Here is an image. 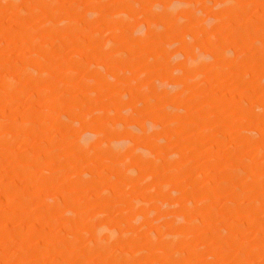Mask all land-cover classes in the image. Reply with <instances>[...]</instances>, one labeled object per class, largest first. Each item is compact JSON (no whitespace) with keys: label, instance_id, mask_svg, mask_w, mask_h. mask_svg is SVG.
Listing matches in <instances>:
<instances>
[{"label":"rangeland","instance_id":"rangeland-1","mask_svg":"<svg viewBox=\"0 0 264 264\" xmlns=\"http://www.w3.org/2000/svg\"><path fill=\"white\" fill-rule=\"evenodd\" d=\"M0 264H264V0H0Z\"/></svg>","mask_w":264,"mask_h":264}]
</instances>
